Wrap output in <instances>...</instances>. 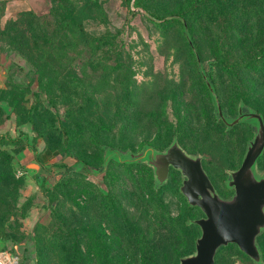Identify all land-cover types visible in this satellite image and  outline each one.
<instances>
[{"label": "rangeland", "instance_id": "obj_1", "mask_svg": "<svg viewBox=\"0 0 264 264\" xmlns=\"http://www.w3.org/2000/svg\"><path fill=\"white\" fill-rule=\"evenodd\" d=\"M182 21L224 113L256 107L245 93L264 119V0H0V249L17 264H177L194 249L202 211L179 170L158 186L144 161L103 164L106 147L175 137L233 193L254 128L216 117ZM256 241L264 264V230ZM212 264L258 263L227 242Z\"/></svg>", "mask_w": 264, "mask_h": 264}, {"label": "water", "instance_id": "obj_2", "mask_svg": "<svg viewBox=\"0 0 264 264\" xmlns=\"http://www.w3.org/2000/svg\"><path fill=\"white\" fill-rule=\"evenodd\" d=\"M186 40L193 52L195 63L209 92L216 117L229 127L240 122L250 123L253 134L246 146L237 167L228 170L226 186L233 193L220 196L202 167L200 154H191L184 150L173 137L162 149L148 143L137 151L119 152L105 148L104 162L110 157L117 162H145L152 168L155 185H161L167 178L169 167L177 168L182 175L179 191L190 205H196L202 215L188 222L196 223L199 234L194 239V249L178 257L177 264H212L218 246L233 242L254 262L262 264L256 235L264 228V169L258 172L256 161L264 150V119L251 109L242 108L239 102L236 115L227 116L220 107L215 90L207 71L203 68L186 24L182 21Z\"/></svg>", "mask_w": 264, "mask_h": 264}, {"label": "trees", "instance_id": "obj_3", "mask_svg": "<svg viewBox=\"0 0 264 264\" xmlns=\"http://www.w3.org/2000/svg\"><path fill=\"white\" fill-rule=\"evenodd\" d=\"M194 44V43H193ZM193 54V53H192ZM194 57V56H193ZM199 57V56H198ZM200 59V58H199ZM195 60V59H194ZM254 63L255 64H258L259 66H260V61H259V55H255L254 56ZM223 63V65H224V67H226L227 69H233L234 67H235V65L234 64H226V63H224V62H222ZM196 64V63H195ZM196 67H197V65H196ZM198 69V68H197ZM206 70V69H205ZM199 71V70H198ZM207 71V70H206ZM200 73V72H199ZM260 74H262L263 76H264V72L263 73H260ZM207 75H208V78H209V80H210V82L212 83V86H213V88H214V85H213V82H212V80H211V78H210V76H209V74H208V72H207ZM200 76H201V74H200ZM202 78V77H201ZM203 80V79H202ZM204 82V81H203ZM205 84V83H204ZM206 86V85H205ZM207 88V87H206ZM214 90H215V88H214ZM215 93H216V90H215ZM217 95V94H216ZM240 95V98H241V100H244V101H247L248 103H250L252 106H256V107H254L253 108V110H255V111H257V112H259L260 114H262L261 112H260V110H259V105L257 104V101L256 100H254V99H252V98H250L251 96V94L249 95V94H245V93H240L239 94ZM217 98H218V96H217ZM211 99V98H210ZM218 101H219V99H218ZM212 103V102H211ZM219 104H220V102H219ZM220 107H221V105H220ZM222 108V107H221ZM242 108L243 109H246V107L245 106H243V104H242ZM261 110H263V109H261ZM264 111V110H263ZM224 112V111H223ZM263 117V116H262ZM154 147V146H153ZM67 155H69V153L66 151L65 153H64V156H67ZM260 156V155H259ZM259 156H258V158H259ZM257 158V159H258ZM75 161H78V162H81V160L78 158V157H76V156H74V158H73ZM82 164V167L83 168H87L83 163H81ZM61 165H65V166H67V164H65V163H61ZM264 230V228L256 235V238H255V241H256V239L258 238V235H260V233L262 232ZM256 244H257V246H258V243H257V241H256ZM218 248V247H217ZM216 252V251H215ZM215 254V253H214Z\"/></svg>", "mask_w": 264, "mask_h": 264}, {"label": "built area", "instance_id": "obj_4", "mask_svg": "<svg viewBox=\"0 0 264 264\" xmlns=\"http://www.w3.org/2000/svg\"><path fill=\"white\" fill-rule=\"evenodd\" d=\"M0 264H17V254L10 249H0Z\"/></svg>", "mask_w": 264, "mask_h": 264}, {"label": "flooded vegetation", "instance_id": "obj_5", "mask_svg": "<svg viewBox=\"0 0 264 264\" xmlns=\"http://www.w3.org/2000/svg\"><path fill=\"white\" fill-rule=\"evenodd\" d=\"M185 198V197H184ZM223 198H225V197H223ZM186 200V199H185Z\"/></svg>", "mask_w": 264, "mask_h": 264}]
</instances>
